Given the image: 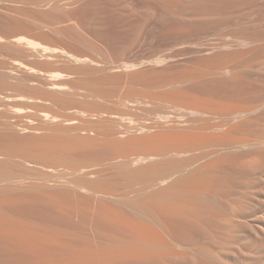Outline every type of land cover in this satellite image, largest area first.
Here are the masks:
<instances>
[{
  "label": "rangeland",
  "instance_id": "obj_1",
  "mask_svg": "<svg viewBox=\"0 0 264 264\" xmlns=\"http://www.w3.org/2000/svg\"><path fill=\"white\" fill-rule=\"evenodd\" d=\"M21 36L35 39L41 44L49 46L51 51H44L43 48L33 50V48L31 49L26 42H19L17 40V38ZM241 39H247L250 41V46H246V44L242 45ZM226 42L228 46H230L229 48ZM224 43L226 46L223 45ZM238 43L242 46H239L240 44ZM66 51L80 57H88L89 60L91 59L93 61L77 63L75 60L72 61L73 59H67L68 57L64 53ZM54 54H59L61 57L57 58L56 56H53ZM52 57L56 59L55 62L57 61V63H53L54 58ZM62 58L63 60L61 61ZM46 63H49L47 64L49 66L45 65ZM126 63H128V65ZM25 64L29 67L35 68H28L24 66ZM130 65H133V67ZM41 71H45L46 74ZM50 71L63 72L61 76L62 78L60 77V79L57 80H50V78L46 76L47 73H51ZM51 82H63L68 85L70 88L69 91L73 92L65 94V91L63 93L61 90L58 91L57 89L51 88ZM174 82L178 84H175ZM182 82H184V85ZM183 86L185 88H183ZM170 88H172L173 91L172 89L170 90ZM178 88H182L181 91ZM177 89L180 93L175 91ZM189 92L191 93L190 96L195 94L199 95V99H197V95L196 97L193 96L191 98L192 100L190 99L191 103L195 100L193 98H196L194 101L195 104L198 101L202 104L210 101V104L207 105L209 109H207V113H209L212 108L216 109V112L215 110H212L209 115L206 114L204 115L205 117H200L202 120H205V122H202L200 119V124L202 123L203 126V128L199 130L201 136H198L200 133L197 135L200 144L206 139L203 134L205 137H211V134L215 133V131L212 129L208 130V128L222 120L224 122L226 120L227 122L229 118L227 112H230V110L226 111L227 108L229 107L228 109L233 110L236 106L239 108L247 107V109H254L255 113L251 112V117H249L250 115L248 114V117L246 116L242 119L243 121L240 120L241 122L238 120L240 125H238L237 121H235L234 124H232L233 122L230 123L235 125L237 129L239 128L238 131L236 128L232 129L235 133L229 132V134L232 133L230 136L237 139L259 140L260 138L261 140H264V0H0V154L1 156L4 154L2 158L0 156V174L4 173L14 177H23L25 181L30 180L31 182L29 181V183L34 184H31L28 188L24 187L25 185L20 186V189L18 186L15 188V185L14 188L12 185L2 188L8 189L9 191H5L9 194H6L4 190H0V195L2 194L0 196V200H2V203H0V212L1 215H3V217L0 215V224L1 221H4V223L6 222L7 224H5L6 226H4V223L3 225H0V264H132L129 262L131 261L129 258H131V255L136 251L138 253L141 251L140 255L142 254V256L140 257L143 258V261V254L145 255L147 252L151 255H155L154 257H157L159 254L162 255L160 257L158 256V259H160L159 264L161 263V260V264H169V261L170 263L172 261L173 264H264V251H262L264 250V238L261 240L262 237H264V230H262L264 229V188H262L264 187V145L259 146V148L257 146V149H253L252 146H245L244 148L243 146H237L239 149L238 151L235 149L237 147H234V149L231 148V150L226 151L225 153L222 150L223 147L220 146L222 145L220 141L223 140L224 142L222 141V143H227L231 137L230 139H227V136L229 135L225 134L226 137H223L225 135H221L222 137H220L219 134L216 138L215 133L214 138L212 137L213 139L210 138V141L207 140L206 142L205 140L204 143H202L204 144L203 146H205L204 148L199 144L195 149L194 155V150L192 151L193 153L191 154L193 156H189L194 162L191 160L189 161L193 163L194 166H191L192 168L190 169L194 170L192 173L194 172L195 174L193 173L194 175L190 176L189 173L191 170L188 167V171H190H185L186 173H184L183 176L189 178H181V180H183H180V182H182L181 185L184 181L186 184L189 182V184H191V181L193 180H190L191 177L194 178V180L197 179L195 182L193 180L192 185H197V181L199 183L200 181L201 183H204L205 180L202 179V175L204 174L206 176L208 168L205 169L206 171L200 169L206 164L207 160H209V162H215L213 167L216 164L218 165L214 167L215 170L216 167L218 169L220 166L221 168L229 169V171H225L226 173L222 175L220 171L218 172L214 169L211 170L213 167H210V175L204 178L206 181L208 180V182L204 184H209V186L207 185L209 189L213 187L212 189L214 191L210 190L211 192H215L216 195V190L220 191H218L219 194L217 193L218 195L216 196L212 193V195L215 196H213L215 198L214 200H216L211 202L213 204L212 206H214L215 203L214 207L205 203L209 208L207 209L206 207L204 211V206L202 205V212L205 214L208 211V215L202 218L205 222V225L203 224L205 230H203L204 228L200 229L202 231L196 230V232H198L196 233L192 231L195 229L191 230V228L188 227H181L180 230L183 228L182 231L178 232H175L176 229H174V235L179 232H183L184 234V231L185 234L190 230L191 232L187 234L188 237L184 234L186 239L184 240V243L176 244L172 241V244L168 243L167 245H161L163 248H161L160 245L151 244L148 246L145 244V246L143 243L133 244L134 236L132 235V232L131 235H129L130 232L123 231L124 229L120 230V228L116 226H114L116 229H107L109 227L105 228V224H100L102 223L100 222L101 217H98L100 216L99 214L101 210L99 211V216L96 215V212H98L96 210H99V208L103 209L105 202L113 203L108 205L105 204L109 209L112 207L113 211H117L116 209L120 208L121 212H124V215L128 213L127 215L130 217L132 214L129 213L130 211L128 212L129 209L126 206H122L119 202L118 204L117 202L108 199L106 201L101 199L99 203L97 199H94L93 197L90 198L89 195L87 197L85 194L75 192L70 188H68L69 190L66 188L64 189L61 185H56V183L53 182L55 177L51 176L53 172L49 168L50 166L52 167V165L57 167L55 169L52 167L56 174L58 169L65 173H71L73 171L72 169L81 168L83 165L95 164L93 168L90 167L89 170L91 168L96 169L97 166L99 169L103 167L101 173H103L102 175L104 178L100 177L96 181L97 183L92 181V179L87 178V180L89 179L88 182H93V184L96 183V185L100 184L101 187H107L109 185L108 187L116 190H119L118 188L121 187L120 189L122 190L118 192L122 193L125 189V186L120 184V182L123 183V177L119 174L117 175V170H114L116 168L109 165L111 163H109L110 158H108L110 155H108V151H105V149H108V145L104 138V134L99 133V136H102L106 142H104L102 137L101 139L98 137V139L91 143H95V141L98 142L90 148V141L88 142L89 144L86 143L85 145L83 141H81L80 144V140L75 139V136L77 137L79 134L77 133L75 135L76 130L74 131V134L71 133L72 130H74L72 129L74 127H71V125L69 127V124L66 123L65 119L68 117L76 119L81 118V112L77 113V111L85 112V114L89 112L87 113V118L79 124L80 128H86L87 125H89L87 128L98 127V131H101L102 133L112 123H110L109 120H106L109 118L104 119L106 120L104 122V116L102 117L101 115V117H98L97 113L99 111L103 114L104 112L109 111L113 113L125 112L127 116L129 115L128 117H132V120H137L136 122H151V120L155 119L156 116L158 117L160 113H164L165 109L166 112H173L177 108H181L179 107V103H183L182 105H184V103L185 105L186 103H190V96L184 95L185 93L190 94ZM206 98L210 100L208 101ZM123 99H127L128 101L126 102L132 100L130 102L133 107L131 108L129 106L130 108L127 107L128 109H122L123 107H126L123 105L124 101H120ZM134 100H138V102L142 100V102L138 104V102L136 103ZM143 101L145 103L147 102L148 105L146 104L145 106ZM130 102L129 104H131ZM142 103L144 105H142ZM172 104L173 107L170 106ZM137 105L139 106L137 107ZM210 106L211 108H209ZM168 107L170 110L167 109ZM219 108L222 109V111H220L221 113L218 112ZM124 110H129V112ZM224 110L226 112H224ZM157 111L160 113L156 114ZM101 113L99 112V114ZM44 114H48L49 117H45ZM90 114H92V116H95L96 114L98 117L95 116V119L92 117L95 124L92 121L91 123H88V119L89 121L92 120ZM152 114L156 115L153 116ZM220 114H223L222 116L226 119ZM104 115L105 117L109 116L106 114ZM209 116H211V118ZM51 117L55 118V120ZM218 117L219 120L217 119ZM47 119H53V122L49 123L51 120L47 121ZM63 119L64 121H62ZM100 119L103 121L100 122ZM209 120H212V122H208ZM223 121L219 123H224ZM204 123H207L208 125L209 123H212V125H209L208 127L206 124L207 128ZM235 123H237L238 127ZM244 123L247 124L243 126ZM57 125L62 127L61 130L58 129ZM105 125L108 126L104 128ZM110 126L114 128V125ZM33 127H35V129L37 127L38 129L32 131L34 130ZM102 127L103 129H101ZM240 127L242 128L240 129ZM62 130H64V132ZM210 130L212 131L210 132ZM56 138L62 140L63 143L61 141L59 142ZM73 138L77 141L76 144ZM102 139L104 144L106 143V147H104L105 145L101 142ZM215 139L217 141L219 140V142H217L218 146L215 145L216 143H213L216 141ZM69 140L72 141L70 142ZM51 142H56V144L59 143V145ZM99 142L102 145L99 144ZM208 142H211L209 143L211 145L210 147L208 145L207 148ZM63 144H66L65 146L69 144L72 145L65 148ZM82 144L83 146L88 145L89 147H83L81 146ZM144 144H147L146 146H148V148L151 146L150 150H153L152 148L155 147L154 144H148L145 142ZM144 144H140L138 147V144L131 145L132 147L130 146V148L128 146L129 148L127 149L129 153L131 151L135 152L140 147V150L144 148L147 149ZM95 145L97 146V152ZM52 147L53 149H51ZM92 147H94L95 151L92 150ZM99 147H101L100 150ZM255 147L256 146H254V148ZM57 148V152H54ZM241 148H243V150ZM88 149H90V152L92 150L94 153L88 152ZM72 150H74V153ZM76 150L78 151L75 153ZM98 150L101 153H99ZM212 150L223 151L220 156L223 155L221 157L219 156V159H216L218 155L208 158L210 157ZM201 151L203 152V155H201ZM68 152H70V154L66 155ZM197 152H200L197 154H200V157H196ZM207 154H209V156H207ZM103 156H106V158L104 159ZM194 156L196 159H194ZM25 158L28 159L29 162H26L27 160ZM197 159L199 160V163ZM100 161L105 162V164ZM202 162H205V164ZM97 163L98 165H96ZM194 163L198 164V167L202 163V166L199 167V171H201L200 175L199 173H196L198 168H195L196 170L193 169L194 167H197ZM46 165H49V167ZM107 166H109V168L111 167L110 171ZM104 168L107 169V172ZM61 171H58V173ZM204 172H206V174ZM54 173L53 175H55ZM109 173L111 174L108 175ZM211 173H213L214 176L213 174L211 175ZM69 174L67 177L70 176ZM176 175L181 176L182 174L180 175L177 173ZM110 176L112 179H110ZM70 177H72V175ZM46 178H50L52 181L50 182ZM44 180L46 182L49 181L48 183L51 185L48 183L45 184ZM257 180L260 181L258 182ZM39 182L43 185L38 184ZM199 183L197 186L200 189L203 186L199 185ZM257 183L260 184L258 185ZM40 185L42 188H39ZM122 186L124 187L122 188ZM30 187L33 188L31 189ZM258 187H261L260 193ZM244 188L246 191H242ZM253 188L258 191L256 192ZM250 189H252V191ZM70 190L73 193H70L72 198L74 196L73 199L69 197V193H66L67 191L70 192ZM10 191L14 193L12 194ZM244 192H246V195ZM255 198H257V200ZM74 199H76V201ZM93 199L96 201H93ZM77 200H79V202ZM188 200L190 201V199ZM191 200L194 202L195 199L191 197ZM82 201L85 202V204H82ZM200 201L202 200L200 199ZM204 202L205 201L202 203ZM78 204L82 206H78ZM114 205L116 206L113 208ZM107 206H105V208ZM1 207L3 209H1ZM83 207L84 209H82ZM253 207H255L256 210H254ZM108 208L107 210H109ZM245 208L247 210H245ZM78 210H82V212H80L81 214ZM119 210L117 212L121 213ZM90 211L93 212L91 213ZM83 212L85 213L84 215ZM202 212L200 213L204 216ZM8 213L9 215L7 217ZM260 215H262V217ZM12 216L14 219L11 218ZM64 216L67 219H65ZM78 216L81 217L79 218ZM236 216L241 217V221L238 220V217ZM134 217L136 216H131V218ZM18 218L24 220L22 222L19 219L22 224L20 221L15 224V221H17ZM81 218L82 220L80 221ZM252 218H254L253 221ZM77 219H79L78 221L80 223L77 222ZM102 219L104 220V217ZM256 219L258 222L262 221L263 224L261 223L259 225L258 222L255 221ZM94 220L97 222V226L92 227L91 222H94ZM225 220L229 225L225 224ZM242 220L243 222H248L247 224L249 227L252 230L255 228V230L252 231L248 225L243 226L246 225V223L242 224ZM11 221H13V224L10 223ZM216 221L218 222L217 224ZM254 221L256 223H253ZM24 222L25 225L27 223V226H24ZM28 222H31V224L29 225ZM8 223L11 226L16 225L15 227L13 226V228L18 227L19 230L24 226L25 229L24 227L23 229L27 231V234L31 235L32 233L36 236L38 233V236L36 237H42V239L38 238L40 240L39 243L33 240L34 238L32 239L33 242L35 241L34 243L24 239L26 242L24 243L22 242L24 240H21V236L19 235L20 237L18 238L17 234L13 232V230L17 229H13L10 226L12 232L9 231L10 229L8 228L10 227H7L9 226ZM32 223L34 226L37 225L36 227H38V224L39 226L42 225L43 228L45 226L46 229L41 228L42 226H40L41 229L39 227H31ZM76 223H78V225H76ZM103 225L105 226L103 227ZM1 226H4L8 230H5L4 227L1 228ZM242 226L246 228L248 227L249 229L247 230L245 228L246 231ZM251 226H253V228ZM259 226H261L262 229L259 228ZM29 227L31 228L29 229ZM234 227L238 230L234 229ZM92 229H94V231L97 230V235ZM240 229H242V231ZM32 230L36 231L34 232ZM256 230L260 233L255 232ZM40 231L42 235H40ZM1 232L7 234H1ZM108 232H110V235ZM113 232L116 235H111ZM124 232L126 233V236ZM183 234L181 233L180 236L182 237ZM103 235L108 237V240L104 238L105 236ZM10 236L11 238L14 237L12 238L13 240L9 238ZM113 236H116V239H119L118 237H120L121 240L128 239L130 242L128 240L126 243L125 241H117ZM177 236L179 235L177 234ZM47 237L50 238L46 240ZM110 237L111 240H109ZM229 238H232L233 240H230ZM179 239L181 240V238ZM11 240L14 243H12ZM32 240L30 239V241ZM103 240L108 242L105 243ZM41 241L43 242L41 243ZM109 241L111 242L109 243ZM186 241H188V243ZM229 243L230 245L233 243L236 244H233L235 246L232 245L233 248L232 246H228ZM178 244L179 246L181 244L182 247L180 248ZM143 245L145 247L148 246V248L145 249ZM239 246L242 247L241 249H245L240 251ZM138 248L141 249L139 250ZM149 248L152 249L150 250L151 252H149ZM165 248L166 250L164 251ZM158 249H160V253L156 252ZM144 250L147 251L145 252ZM231 251H234L233 255ZM243 251L246 255L245 253H242ZM256 251L259 252L257 253ZM173 252L174 255H172ZM167 253L169 257H167ZM175 253H179L176 256L180 255L182 257L178 256L175 258ZM215 253L217 256L220 255L221 257L219 256L220 258L217 259ZM234 253L237 255L235 256ZM260 253L262 254L259 256ZM116 255H120L119 258H117ZM213 255L216 258L213 257ZM125 257H128V259L126 258V260ZM100 258L102 259L101 261L99 260ZM113 258L118 260L115 261ZM122 259L124 260L122 261ZM258 259L259 261L257 262ZM153 260L156 261L157 259L153 258ZM83 261L88 262L82 263ZM141 261L142 260H140V262ZM151 263L153 264L154 262ZM141 264L146 263L142 262Z\"/></svg>",
  "mask_w": 264,
  "mask_h": 264
},
{
  "label": "bare ground",
  "instance_id": "obj_2",
  "mask_svg": "<svg viewBox=\"0 0 264 264\" xmlns=\"http://www.w3.org/2000/svg\"><path fill=\"white\" fill-rule=\"evenodd\" d=\"M2 37V36H1ZM2 39V38H1ZM4 39V38H3ZM17 40L19 41V42H26L27 43V45L29 46V47H31V49L33 48V50L34 49H38L39 50V48H43V50L44 51H51V48L49 47V46H46V45H43V44H41L39 41H36L35 39H31V38H28V37H26V36H21V37H19V38H17ZM16 40V41H17ZM242 41V45H245L246 44V46H250V41H248L247 39H241ZM25 43V44H26ZM22 44V43H21ZM226 44H227V42H226ZM238 44H240V43H238ZM239 45V46H242V45ZM223 45H225V43L223 44ZM222 45V46H223ZM226 46V45H225ZM225 46H223V47H225ZM227 46H228V44H227ZM230 46H228V48H229ZM41 50V49H40ZM63 51V50H62ZM59 52V51H58ZM57 52V53H58ZM65 53V55L68 57L67 59H73L72 61H74L75 60V62L77 61V63H79V62H88V61H93V60H89V58L88 57H80V56H77V55H75V54H73V53H70V52H64ZM43 54V53H42ZM53 56H56L57 58L58 57H61V55H59V54H54ZM44 57V56H43ZM52 58H54V57H52ZM66 58V57H65ZM50 59V58H49ZM53 60V59H52ZM55 58H54V62L53 63H57V61L55 62ZM63 60V58L61 59V61ZM158 60V59H157ZM160 60V59H159ZM163 60V59H162ZM59 61H60V59H59ZM51 62V61H50ZM163 62V61H162ZM158 63H160V62H158ZM47 64H49V63H46L45 65H47ZM51 64H52V62H51ZM127 65H128V63H126ZM162 64V63H161ZM53 65V64H52ZM55 65V64H54ZM126 65V66H127ZM24 66H26V67H28V68H32V69H34L35 67H29L28 65H24ZM47 66H49V65H47ZM124 66H125V64H124ZM131 66V65H130ZM131 67H133V65L131 66ZM130 67V68H131ZM27 68V69H28ZM113 68V67H112ZM117 68V67H116ZM125 68V67H124ZM119 69H121V68H119ZM123 69V68H122ZM127 69H129V68H127ZM126 69V70H127ZM40 70H42V69H40ZM39 71V70H38ZM32 72V71H31ZM37 72V71H36ZM41 72H45V71H41ZM51 73H47V77H49L50 78V80H57V79H60V77L62 76V73L63 72H56V71H54V72H52V71H50ZM41 74V73H40ZM45 74H46V72H45ZM66 75V74H65ZM64 76V75H63ZM62 78V77H61ZM175 83V82H174ZM180 83V82H179ZM184 82H182V84H183ZM175 84H178V83H175ZM184 85V84H183ZM50 86H51V88H54V89H57L58 91H60L61 90V92L63 91V93H64V91H65V94H68V93H72V92H70L69 90H70V88L68 87V85H66L65 83H63V82H51L50 83ZM168 86V85H167ZM171 86H173V85H171ZM171 86H169V87H171ZM177 86V85H176ZM176 86H174V87H176ZM180 86H181V84H180ZM178 87V86H177ZM182 87V86H181ZM166 88V87H165ZM183 88H185L184 86H183ZM172 88H170V90H171ZM179 89V88H178ZM178 89L177 90H175V91H177V92H179L178 91ZM182 89V88H181ZM181 89H179L180 91H181ZM69 92H68V91ZM166 90H168V89H166ZM66 91H67V93H66ZM172 91H173V89H172ZM190 91V90H189ZM191 92H193V91H191ZM75 93V92H74ZM77 93V92H76ZM180 93V92H179ZM178 93V94H179ZM190 93V92H189ZM197 93V92H196ZM71 95V94H70ZM76 95H78V94H76ZM184 95H191V93L190 94H184ZM196 95L197 94H195V95H193V96H195L196 97ZM68 96V95H67ZM87 96V95H86ZM86 96H84V97H86ZM189 96H188V98H189ZM193 96H190V98H189V102H190V99L193 97ZM198 96L199 95H197V99H199L198 98ZM204 96H206V95H204ZM72 97H73V95H72ZM75 97V96H74ZM185 97V96H184ZM200 97H201V95H200ZM176 99V98H175ZM174 99V100H175ZM193 99H195L196 100V98H193ZM202 99H203V97H202ZM139 100V99H138ZM138 100H134V102H138ZM192 100V99H191ZM195 100H193L192 101V103L190 102V103H186V105H185V103H184V105H182L183 103H179L180 105H179V107H181V108H177L176 110H174L173 112H171V111H169V112H166V109H165V112L164 113H160V112H158L157 111V113L156 114H158V113H160V115H158V117L156 116V118L155 119H153V120H151V122L149 121V122H136L135 120H132L131 118V116L130 117H128L126 114H125V112L124 113H122V112H120V113H113V112H104V114H106V115H109L108 117H105V115L103 114V113H101V111H99L101 114H99V112L97 113V116L99 117H101V115H102V117H103V120L104 119H106V118H109V119H106V120H109L110 121V123H112V124H110V125H114V128H112L110 125H109V127L107 128V129H105V131L104 132H102L101 133V131L99 132L98 131V127H96V128H87L89 125H85L86 126V128H80V123L84 120V119H86L87 118V113H89V112H87L86 114H85V112H82V111H77V113H80L79 115L81 116V118H79V119H76V118H70V117H68V118H66L65 119V121H66V123L67 124H69V127H70V125H71V127H74V128H72V129H74V130H72V132L71 133H75L74 131L76 130V133H75V135L78 133L79 135L76 137L75 135V139L77 140H80V144H81V141H83V143H85V145H86V143H88L89 141V143H91V142H93L94 140H96V139H98V137L101 139V137L99 136V133L100 134H104V138L106 139V141H107V148L108 149H105V151H108L109 152V154L108 155H110L108 158H110V160H109V165L111 166V167H114V168H116V169H114V170H117L116 172H118V173H116L114 170V172L118 175H120L121 177H123V183H121L120 182V184H122V185H124V186H122V188L124 187L125 189L122 191V193L120 192H118V191H121L122 189H120V188H118V187H116V188H118L119 190H116V189H111L110 187H108L109 185H108V183H107V187H101L100 186V184H97L96 185V181L100 178V177H103V173H101L102 172V170H103V167L101 168V169H99L98 168V166H97V168L95 169H92L93 168V166L95 165V164H90V165H83L81 168H77V169H72L71 171V173L69 174V173H65V172H62L60 169H58V171H61V172H59L58 173V171H57V173L55 174L54 173V171H53V168L55 169V168H57V167H54L53 165H52V167L50 166L49 167V165L47 166V167H49L50 168V170L55 174V175H53V173H52V175L51 174H49V175H51L52 177H55L54 179H53V182L54 183H56V185L58 184V185H61L62 186V188H66V189H68V188H70V189H72V190H74L75 192H80L81 194H85V196H87L88 197V195L90 196V198L91 197H93L94 199H97V201H99V203H100V201H101V199L103 200H112L113 202H119L120 203V205L122 204V206L124 205V206H126L129 210H128V212L129 213H131L132 215H134V216H136V217H134V218H131V216L129 217L126 213V215H124L123 213L124 212H121V209L119 210V209H116L117 211L119 210L121 213H119V212H117V211H113V209H112V207H110V205H109V207H110V209H111V211H110V209L108 208V204H113V203H111V202H109V203H104V207H103V209H101V208H99V210L97 209L96 211H98V212H96L95 214L97 215V216H99L98 218H100L101 217V219L104 217V220L102 219H100V222H102V223H100L101 225L102 224H105V225H103V227L105 226V228L106 227H109V228H107V229H110V228H113V229H116V228H114V226H116V227H118V228H120V230L121 229H124L123 231H128V233H129V235H131V232H132V235L134 236V243L133 244H136V243H143L144 245L146 244V245H148V246H150L151 244L152 245H167L168 243H184V240H186L185 239V237H184V234H185V229L183 230L184 231V234H183V232H181L183 235H182V237L184 238H182L180 235H181V233L179 234V233H176V235H174V229H176L175 230V232L177 231H182V229L180 230V228L181 227H188V228H191V230L192 229H195V230H192V231H194V232H196V230H198V231H202V230H200V229H203L205 226V222H204V220L202 219V218H204V217H206L207 215H208V211H207V213H205L204 214V212H202V210H203V207H202V205L204 206V211H205V208L207 207V209L209 208L208 206H206V204L205 203H207V205H209V206H212L213 204L211 203V202H213V201H216V200H214L215 198V196L216 195H218L219 194V192L216 190V195H215V192L213 193V192H211V191H214L212 188L211 189H209L208 188V186H209V184H207V185H205L204 183H207L208 182V180L206 181V179H204L206 176H209L210 174H209V170L213 167V164L215 163L214 161L213 162H209V160H207V162H209V163H207L206 162V164H205V162H202L203 164H205V165H203L202 166V163L200 164V166L199 167H201V169L198 167V164H195V166L197 165V167H194L193 169H195V168H198L197 170L199 171V169L200 170H202L203 169V171L205 170V169H207L208 171V175L206 174V172H204L205 174H206V176L203 174L202 176V179L203 180H205V182L204 183H201V181H200V183L197 181V185H198V183H199V185H202L203 187L202 188H200L199 189V187L197 186V185H192V183H193V180H194V178H192L191 177V179L190 180H192L191 181V184H189L190 182V180L188 181L189 183H187L186 184V182L184 181V185L182 184L181 185V183L182 182H180V180H181V178L182 179H184V178H186L185 176H183V174L184 173H186L185 171H188V167H189V169L190 168H192L191 166H194L193 165V163H191L189 160H193V159H190V156L189 155H192L191 153H193L192 151L194 150V153H193V155L195 154V149L198 147V145L200 144V140L198 139L200 136H201V133H200V131L199 130H201V128H203V126H202V123L200 124V121L202 120L200 117L201 116H204V115H206V114H208L209 115V113L212 111V110H215V112H216V109L214 108H212L211 109V111L209 112V113H207V111L209 110L208 109V106L207 105H209L210 103V99L208 100L207 98H206V100H208L209 102L208 103H205V104H202V103H200L199 101V104H198V102L195 104ZM205 100V99H204ZM205 100V101H206ZM121 102H123V105L124 106H126L125 108L123 107L122 109H128L127 107H133V106H131L132 105V103L130 102V101H132V100H130L129 102L131 103V104H129V102H126V101H128L127 99H123V100H120ZM200 101H201V99H200ZM142 102V100L140 101V102H138V104L139 103H141ZM188 102V101H187ZM136 103H134V104H136ZM143 103L145 104V106H146V104L148 105V103L146 102H144L143 101ZM142 103V105H144ZM173 103V102H172ZM174 103H175V101H174ZM133 104V105H134ZM141 105V104H140ZM163 105H165V104H163ZM118 106V105H117ZM139 105H137V107H138ZM161 106V105H160ZM160 106H159V108H160ZM168 106V105H167ZM170 106H172L173 107V104L172 105H170ZM118 107H120V106H118ZM129 107V108H130ZM162 107V106H161ZM171 107V108H172ZM176 107H177V102H176ZM235 107V106H234ZM233 107V108H234ZM241 107V106H240ZM145 108V107H144ZM209 108H211V106L209 107ZM223 108V107H222ZM229 108V107H228ZM227 108V110H226V108H225V110L226 111H229L230 110V112L228 113L227 112V114H228V116H229V118H228V116H227V118H228V120H227V122H226V120H225V122L222 120V119H220V120H222L224 123H219V122H222V121H219V122H215L216 124L214 125L213 124V126H211L212 125V123L210 124L209 123V125L211 126V127H209V125L207 124V126L209 127H207L206 126V124L204 123V125H205V127H207L208 128V130L209 129H212L213 131H215V133H216V135H215V137L217 138L218 137V135L220 136V137H222L221 135H229V136H227L228 138L227 139H230V135L232 134V133H230L229 134V132H234V131H232V129H234V128H236L235 127V125H232V124H234V122L235 121H237V123H238V125H240L239 124V122H238V120L240 121H243L242 119L244 118V117H248V114L250 115L249 117H251V112H254L255 113V110L254 109H251L250 107V109H247V107H244V108H239V107H237L236 106V108H234L233 110L232 109H228ZM135 109V108H134ZM141 109V108H140ZM140 109H138V110H140ZM164 109V108H163ZM167 109H169L170 110V108L168 107ZM208 109V110H207ZM224 109V108H223ZM130 110H133V109H130ZM141 110H143V109H141ZM140 110V111H141ZM154 110H155V108H154ZM156 110H157V108H156ZM162 110V109H161ZM224 110V112H226ZM123 111V110H122ZM124 111H126V110H124ZM160 111V110H159ZM217 111H218V109H217ZM220 111H222V109H220L219 108V111L218 112H220ZM126 112H129V110L128 111H126ZM154 113V112H153ZM214 113V112H213ZM212 113V114H213ZM221 113V112H220ZM251 113V114H250ZM28 114L30 115V113L28 112ZM28 114L26 113V115L28 116ZM93 114V113H92ZM92 114H90V118L92 119V120H90L89 121V119L87 120L88 121V123H91V121L92 122H94V120H93V118L92 117H94V119L97 117L96 116V114H95V116H92ZM99 114V115H98ZM156 114H154V115H156ZM216 114V113H215ZM224 114V113H223ZM222 114V115H223ZM45 115V114H44ZM153 115V114H152ZM151 115V116H152ZM153 115V116H154ZM211 115V114H210ZM214 115V114H213ZM221 115V114H220ZM221 115V116H222ZM46 116H48L49 117V115L48 114H46L45 115V117ZM52 116V115H51ZM226 116V115H225ZM97 117V118H98ZM205 117V116H204ZM210 118H211V116H209ZM222 117H224V116H222ZM51 118H53V117H51ZM154 118V117H153ZM203 118V117H202ZM206 118H208V117H206ZM205 118V119H206ZM213 118V117H212ZM225 118V117H224ZM54 120H55V118H53ZM53 119H47V121L48 120H51V122H49V123H52L53 121ZM57 119H58V117H57ZM150 119H152V118H150ZM201 119V120H200ZM218 120H219V117L217 118ZM226 119V118H225ZM250 119V118H249ZM103 120H101L100 119V122L101 121H103ZM106 120H104V122L106 121ZM147 120V119H146ZM206 120H208V119H206ZM245 120V119H244ZM254 120V119H253ZM56 121H58V120H56ZM62 121H64V119L62 120ZM96 121V120H95ZM108 121V122H109ZM139 121V120H138ZM141 121V120H140ZM205 122V120H202V122ZM240 121V122H241ZM99 122V123H100ZM208 122H212V120L210 121H208ZM214 122V121H213ZM233 122V123H232ZM247 122V121H246ZM65 123V122H64ZM87 123V124H88ZM230 123H232V124H230ZM237 123H235L236 125H237ZM243 123V122H242ZM247 123H249V122H247ZM247 123H244L243 124V126L245 125V124H247ZM28 124H30V123H28ZM55 124V123H54ZM58 124V123H57ZM62 124V123H61ZM94 124H95V122H94ZM103 124V123H102ZM32 125V124H31ZM63 125V124H62ZM65 125V124H64ZM238 125H237V127H238ZM242 125V124H241ZM34 126V125H33ZM58 126V125H57ZM106 126H108V125H105V127L104 128H106ZM27 127H29V126H27ZM60 126H58V129H60L61 130V128L62 127H60ZM63 127H65V126H63ZM95 127V126H94ZM34 128V130H32V131H35L36 129H38L37 127H36V129H35V127H33ZM66 128V127H65ZM242 127H240V129H241ZM67 129H68V127H67ZM70 129V128H69ZM101 129H103V127L101 128ZM237 129V128H236ZM212 130H210V132L212 131ZM239 130V128L237 129V131ZM63 132H64V130H62ZM69 131V130H68ZM103 131V130H102ZM207 131V130H206ZM218 133H217V132ZM236 131V130H235ZM65 132H67V131H65ZM198 132V133H197ZM69 133V132H68ZM200 133V135H198ZM208 133V132H207ZM213 133V132H212ZM214 133V134H215ZM228 133V134H227ZM235 133V132H234ZM206 134V133H205ZM211 134V133H210ZM214 134H211L212 136L210 137H205V135L203 134V136H204V138H206V139H204V138H201V139H204V141L206 140V142H207V140H209L210 138H214ZM199 137H198V136ZM226 135L225 136H223V137H226ZM70 137V136H69ZM72 137V136H71ZM197 137V138H196ZM233 137V136H232ZM232 137H231V139H232ZM244 137V136H243ZM103 138V137H102ZM103 138V139H104ZM212 138V139H213ZM234 138L235 137H233V139L231 140H229V141H231V142H227V141H225V142H227V143H222V141L223 140H221L220 142H221V144L222 145H220V146H222L223 148H222V150L226 153V151H229V150H231V148H233L234 149V147H237V146H240V147H242L243 146V148L245 147V146H252L253 147V149H257V146H258V148H259V146H263L264 145V140L262 139H260L259 138V140H257V139H255V140H248V139H241V138H235V140H234ZM249 138V137H248ZM57 140H59V138H56ZM56 139H55V141H56ZM61 139V138H60ZM74 138H73V140L75 141V144H76V140H75ZM103 139L101 140V142H103ZM105 139H104V142H106L105 141ZM198 139V140H197ZM223 139V138H222ZM237 139V140H236ZM251 139H254V138H251ZM216 140V139H215ZM226 140V139H225ZM62 142V140H59V142ZM64 141V140H63ZM70 141V140H69ZM72 141V140H71ZM70 141V142H71ZM204 141L202 142V143H204ZM210 141V140H209ZM66 142V141H65ZM70 142H68V143H70ZM96 142H98V141H95V143H91L90 144V148H91V146H93L94 144H96ZM104 142H103V144H104ZM143 142V143H142ZM144 142L145 143H148V144H154L155 145V147H153L152 149L153 150H150V148H151V146H149L150 148H148V146H146L147 144H144ZM205 142V143H206ZM217 142H219V140L217 141H215V142H213V143H216L215 145H217L218 146V143ZM224 142V141H223ZM51 143H54V142H51ZM63 143V142H62ZM79 143V142H78ZM88 143V144H89ZM144 144L146 147H147V149H141L140 150V148L139 149H137L134 153L132 152H130L129 153V151H128V149L127 148H129L131 145H137V147L140 145V144ZM200 144V145H202L201 147H205V146H203L204 144ZM209 143H211V142H208L207 143V148H208V145H209V147H210V145L211 144H209ZM54 144H56V142L54 143ZM53 144V145H54ZM58 145H59V143H57ZM56 144V145H57ZM67 144V143H66ZM66 144H63L64 146L66 145ZM79 144V145H80ZM99 144H101L100 142H99ZM106 144V143H105ZM104 144V145H105ZM52 145V144H51ZM55 145V146H56ZM61 145V144H60ZM62 145V146H63ZM70 145H72V144H69V145H67L68 147L70 146ZM102 145V144H101ZM153 145V146H154ZM156 145H158V146H156ZM206 145V144H205ZM213 145V144H212ZM55 146H53V147H55ZM62 146H61V148H62ZM67 146H65V148L67 147ZM81 146H83V144L81 145ZM88 146V145H87ZM87 146H83V147H87ZM96 146V145H95ZM129 146V147H128ZM254 146H256L255 148H254ZM51 147V146H50ZM53 147L51 148V149H53ZM57 147H59V146H57ZM89 147V146H88ZM104 147H106V145L104 146ZM132 147V146H131ZM130 147V148H131ZM239 147V148H240ZM252 147H251V149H252ZM77 148V147H76ZM75 148V149H76ZM135 148H136V146H135ZM155 148V149H154ZM206 148V149H207ZM221 148V147H220ZM219 148V149H220ZM243 148H241L242 150H243ZM264 148V147H263ZM72 149H73V146H72ZM79 149H81V148H79ZM84 149H86V148H84ZM84 149H82V150H84ZM101 149V147H99V150ZM104 149H102V150H104ZM205 149V150H206ZM210 149V148H209ZM235 149H237L236 151H238L239 149H238V147L237 148H235ZM240 149V150H241ZM247 149V148H246ZM248 149H249V147H248ZM57 150H58V148L56 149V151L54 150V152H57ZM63 150V149H62ZM66 150V149H65ZM70 150V149H69ZM68 150V151H69ZM92 150H94V147H92ZM91 150V152H90V149H88V152H90V153H94L93 151ZM98 150V151H99ZM101 150V151H102ZM140 150V151H139ZM200 150H202V149H200ZM221 150V149H220ZM215 151V150H212L211 151V153H210V157H208V158H211V156H214V155H218L217 157H216V159L218 158L219 159V156H220V154L223 152V151ZM260 150V149H259ZM261 150H263V149H261ZM73 151V153H74V150H72ZM72 151H70V152H72ZM78 150H76L75 151V153L77 152ZM85 151V150H84ZM95 151V150H94ZM198 151H199V148H198ZM203 151V150H202ZM201 151V155H203V152ZM215 151V152H214ZM251 151V150H250ZM53 152V151H52ZM70 152H68L66 155H68V154H70ZM87 152V151H86ZM87 152V153H88ZM96 152H97V146H96ZM95 152V153H96ZM249 152V151H248ZM254 152V151H253ZM1 153V152H0ZM59 153V152H58ZM79 153V152H78ZM99 153H101L100 151H99ZM103 153V152H102ZM105 153V152H104ZM198 153H200V152H197L196 153V155L198 154ZM250 153V152H249ZM3 154V153H2ZM72 154V153H71ZM4 155V154H3ZM2 155V156H3ZM6 155V154H5ZM100 155V154H99ZM104 155V154H103ZM107 155V156H108ZM192 155V156H193ZM195 155V156H196ZM200 154L199 155H197L196 157H200L201 156ZM223 155V154H222ZM221 155V156H222ZM0 156H1V154H0ZM2 156H1V158H2ZM8 156V155H7ZM70 156V155H69ZM191 156V157H192ZM194 156V157H195ZM206 156V155H205ZM207 156H209V154H207ZM220 156V157H221ZM196 157L194 158V159H196ZM8 158V157H7ZM10 158V157H9ZM97 158H98V156H97ZM103 158L105 159L106 158V156L104 157L103 156ZM108 158H107V160H108ZM11 159V158H10ZM26 159V158H25ZM99 159V158H98ZM100 159H102V158H100ZM199 159H202V158H199ZM205 159H207V158H205ZM2 160V159H1ZM7 160V159H6ZM5 160V161H6ZM27 160V161H26ZM25 161L26 162H29L28 161V159H26ZM4 161V160H3ZM24 161V160H23ZM106 161V160H105ZM197 161H198V163H199V160L197 159ZM200 161H202V160H200ZM206 161V160H205ZM22 162V161H21ZM26 162H24V163H26ZM101 162V161H100ZM99 162V163H100ZM108 162V161H107ZM192 162H194V161H192ZM195 162H196V160H195ZM2 163V162H1ZM24 163H22V164H24ZM101 163H104L105 164V162H101ZM218 163V162H217ZM108 164V163H107ZM96 165H98V163L96 164ZM217 165V164H216ZM216 165H214V167L216 166ZM45 166V167H46ZM100 166V165H99ZM218 166V165H217ZM90 167H92L90 170H89V168ZM101 167V166H100ZM108 168H109V166H107ZM111 167L109 168V171H110V169H111ZM211 167V168H210ZM212 168L211 170H215V168ZM49 168H47V169H49ZM221 167L219 166V168L217 169V167H216V170L219 172H221V174L222 175H224L226 172L225 171H229V169H224V168H221ZM105 169V168H104ZM161 169V170H160ZM163 169V170H162ZM89 170V171H88ZM106 170V172H107V169H105ZM104 170V171H105ZM191 170V172L189 173V175L191 176H193L194 174L192 173V171H194V170H192V169H190ZM189 170V171H190ZM196 170V169H195ZM211 170H210V172H211ZM215 170V171H216ZM188 171V172H189ZM196 172V173H199V175H200V173H201V171H199V172ZM206 171V170H205ZM224 172V173H223ZM105 173V172H104ZM112 173V172H111ZM111 173H109L108 175H110ZM182 174L181 176H177L176 174ZM192 173V174H191ZM228 173V172H227ZM72 175V177H70V176H68L67 177V175ZM105 174H107V173H105ZM104 174V175H105ZM188 174V173H187ZM213 173H211V175H212ZM220 174V175H221ZM46 175V174H45ZM47 175H48V173H47ZM102 175V176H101ZM175 175V176H174ZM195 176H197V175H195ZM194 176V177H195ZM213 176H214V174H213ZM107 177H109V176H107ZM107 177H105V178H107ZM113 177H115V176H113ZM198 177V176H197ZM201 177V176H200ZM199 177V178H200ZM216 177V176H215ZM22 178V179H21ZM41 178V177H40ZM87 178H90V179H92V181H95L96 183L95 184H93V182H88L89 181V179L87 180ZM104 178V177H103ZM116 178V177H115ZM189 177H187V179H188ZM196 178V177H195ZM47 179V178H46ZM75 179H77V180H75ZM110 179H112L111 178V176H110ZM109 179V180H110ZM186 179V180H187ZM261 179V178H260ZM42 180V179H41ZM40 180V181H41ZM47 180H49L50 182L52 181V180H50V178L49 179H47ZM197 179H195L194 180V182L196 181ZM199 180V179H198ZM30 181V180H29ZM29 181L28 180H26L25 181V179H23V177H18V176H16V177H14V176H12V175H9V174H4V173H2V174H0V190H8V189H2V188H6V187H9V186H13V188H14V185H15V188H17V186H18V188L20 189L21 187L20 186H24V187H27L28 188V186H30L32 183H29ZM45 181V180H44ZM44 181H43V183H44ZM48 181V182H49ZM101 181V180H100ZM105 181H106V179H105ZM113 181V180H112ZM112 181H110V182H112ZM181 181H183V180H181ZM258 181V180H257ZM260 181V180H259ZM258 181V182H259ZM262 181V180H261ZM31 182V181H30ZM33 182V181H32ZM48 182H46L45 181V184L46 183H48ZM99 182V181H98ZM102 182H104V181H102ZM101 182V183H102ZM36 183V182H35ZM28 184V185H27ZM37 184V183H36ZM38 184H42V183H38ZM44 184V185H45ZM48 184H50V183H48ZM111 184V183H110ZM185 184H186V186H185ZM204 184V185H203ZM258 184V183H257ZM260 184V183H259ZM258 184V185H259ZM27 185V186H26ZM32 185H34V184H32ZM43 185V184H42ZM51 185V184H50ZM53 185V184H52ZM56 185H55V187H56ZM102 185H103V183H102ZM119 185V184H118ZM188 185V186H187ZM242 185V184H241ZM48 186V185H47ZM111 186H112V184H111ZM195 186H197V187H195ZM206 186V187H205ZM246 186V185H245ZM35 187H38V186H35ZM49 187V186H48ZM11 188V187H10ZM31 189L33 188V187H30ZM39 188H42L41 187V185H40V187ZM50 188V187H49ZM60 188V187H59ZM108 188H110V189H108ZM198 188V189H197ZM259 188V187H258ZM261 188V187H260ZM260 188L258 189L259 190V193H260ZM262 188H264V187H262ZM12 189V188H11ZM218 189V188H217ZM220 189V188H219ZM254 189V188H253ZM25 190V189H24ZM27 190V189H26ZM69 190V189H68ZM211 190V191H210ZM251 191H252V189H250ZM255 191H256V189H254ZM253 190V191H254ZM257 190V191H258ZM264 190V189H263ZM9 191V190H8ZM12 191H14V190H12ZM12 191H10L12 194L14 193V192H12ZM22 191H23V189H22ZM64 191H66V190H64ZM211 192V194H210V192ZM242 191H246L245 190V188H244V190H242ZM256 191V192H257ZM3 192V191H2ZM6 192V191H5ZM24 192V191H23ZM221 192H223V191H221ZM1 193V192H0ZM10 193V194H11ZM25 193V192H24ZM66 193H69V197H71L70 196V193H72L71 192V190H70V192H66ZM212 193L215 195H212ZM218 193V194H217ZM243 193V192H242ZM245 193V195H246V192H244ZM250 193V192H249ZM263 193H264V191H263ZM262 193V194H263ZM4 194V193H3ZM6 194H9L8 192H6ZM73 194V193H72ZM71 194V195H72ZM255 194V193H254ZM2 195V194H1ZM0 195V196H1ZM25 195V194H24ZM260 195V194H259ZM5 196V195H4ZM78 196V195H77ZM214 196V197H213ZM21 197V196H20ZM76 197V196H75ZM80 197H81V195H80ZM86 197V198H87ZM191 197L193 198V199H195L194 200V202H193V200H191ZM250 197V196H249ZM249 197H248V199H249ZM253 197V196H252ZM259 197V196H258ZM22 198V197H21ZM73 198H74V196H73ZM72 197H71V199H73ZM254 198V197H253ZM1 199V198H0ZM78 199V198H77ZM93 199V201H96V200H94ZM188 199H190V201L188 200ZM200 199L202 200V201H200ZM216 199H217V197H216ZM256 200H257V198H255ZM254 199V200H255ZM3 200H4V197H3ZM75 201H76V199H74ZM219 200V199H218ZM78 202H79V200H77ZM196 201V202H195ZM203 201H205L204 203H202ZM244 201V200H243ZM250 201V200H249ZM249 201H247V202H249ZM253 201V200H252ZM251 201V202H252ZM4 202V201H3ZM108 202V201H107ZM201 202V203H200ZM219 202V201H218ZM245 202V201H244ZM246 202V203H247ZM0 203H2V200H0ZM5 203V202H4ZM77 203V202H76ZM82 204L84 203L85 204V202H81ZM103 203V202H102ZM118 203V204H119ZM209 203V204H208ZM217 203V202H216ZM250 203V202H249ZM255 203V202H254ZM260 203V202H259ZM259 203H257V204H259ZM74 204V203H73ZM96 204V203H95ZM105 204H107V205H105ZM211 204V205H210ZM253 204V203H252ZM5 205V204H4ZM3 205V206H4ZM93 205H94V203H93ZM247 205H248V203H247ZM247 205L245 204V206L247 207ZM260 205V204H259ZM1 206V205H0ZM78 206H82V205H79L78 204ZM83 206H85V205H83ZM99 206V205H98ZM105 206H107L106 208H105ZM112 206V205H111ZM116 205H114L113 206V208L115 207ZM121 206V207H122ZM214 206H215V203H214ZM214 206H212V207H214ZM253 206V205H252ZM261 206V205H260ZM260 206H259V208H260ZM72 207V206H71ZM97 207V206H96ZM102 207V206H101ZM257 207H258V205H257ZM75 208V207H74ZM95 208V207H94ZM107 208L109 209V210H107ZM254 208V210H256L255 209V207H253ZM1 209H3L2 207H1ZM4 209H5V207H4ZM68 209H70V208H68ZM67 209V210H68ZM82 209H84V207L82 208ZM91 209H92V207H91ZM90 209V210H91ZM96 209V208H95ZM71 210V209H70ZM101 210V212H100V214H99V211ZM106 210V211H105ZM245 210H247L246 208H245ZM253 210V209H252ZM251 210V211H252ZM263 210V209H262ZM1 211H3V210H1ZM71 211H73V210H71ZM76 211V210H75ZM79 211V210H78ZM77 211V212H78ZM85 211V210H84ZM87 211V210H86ZM106 212V213H103V212ZM109 211V212H108ZM6 212V211H5ZM65 212V211H64ZM74 212V211H73ZM73 212H71V213H73ZM80 212H82V210L81 211H79V213ZM91 213L93 212V211H90ZM95 212V211H94ZM200 212H202L203 214H204V216L200 213ZM245 212V211H244ZM250 212V211H249ZM76 213V212H75ZM74 213V214H75ZM79 213H77V214H79ZM87 213V212H86ZM247 213V212H246ZM251 213V212H250ZM5 214V213H4ZM81 214V213H80ZM85 213L83 212V215H84ZM88 214V213H87ZM99 214V215H98ZM245 214V213H244ZM0 215H1V212H0ZM8 215H9V213L7 214V217H8ZM65 215H67V214H65ZM68 215H70V214H68ZM92 215V214H91ZM102 215V216H101ZM240 215V214H239ZM2 217H3V215H1ZM97 216H96V218H97ZM261 217H262V215H260ZM259 216V217H260ZM69 217V216H68ZM74 217V216H73ZM79 217V216H78ZM81 217V216H80ZM79 217V218H80ZM87 217V216H86ZM214 217V216H213ZM236 217H238V216H236ZM254 217V216H253ZM260 217V218H261ZM1 218V217H0ZM11 218H13V216L11 217ZM64 218H65V216H64ZM84 218V217H83ZM93 218H95V217H93ZM92 218V219H93ZM218 218V217H217ZM240 218L241 217H238V220H240ZM255 218V217H254ZM254 218H252V221L254 220ZM260 218H258V219H260ZM14 219V218H13ZM16 219H17V217H16ZM20 218H18V220L17 221H15V224L18 222L19 223V221L21 220H19ZM65 219H67V218H65ZM69 219V218H68ZM91 219V218H90ZM206 219V218H205ZM222 219V218H221ZM245 219H248V218H245ZM28 220V219H27ZM71 220V219H70ZM75 220V219H74ZM79 219H77V222H79L78 221ZM82 220V218L80 219V221ZM213 220V219H212ZM215 220V219H214ZM249 220H251V219H249ZM264 220V219H263ZM7 221V220H6ZM22 222L24 221V220H21ZM21 221H20V223H21ZM86 221V220H85ZM89 221H91V220H89ZM104 221V222H103ZM217 221H218V219H217ZM216 221V224L218 223ZM219 221H220V219H219ZM241 221V220H240ZM246 221V220H245ZM256 222H258V220L256 219L255 220ZM253 222V223H256V222ZM8 222H9V220H8ZM26 222V221H25ZM25 222H24V226H27V223H26V225H25ZM76 222V221H75ZM96 221L94 220V222H91V226L93 227V226H97V222L95 223ZM212 222V221H211ZM221 222V221H220ZM219 222V223H220ZM225 222V224L226 225H229V223L225 220L224 221ZM224 222H222V223H224ZM242 222H243V220H242ZM260 222V221H259ZM258 222V224L260 225L261 223H262V221L259 223ZM3 223H4V221L2 222L1 221V224L3 225ZM10 223H12L13 224V221H11ZM80 223V222H79ZM82 223V222H81ZM89 223V222H88ZM221 223V224H222ZM246 222H243L242 224H245ZM248 223V222H247ZM246 223V225H243V226H247L248 224ZM264 223V222H263ZM262 223V224H263ZM0 224V225H1ZM6 224V222L4 223V226H6L5 225ZM9 224V223H8ZM22 224V223H21ZM28 224L30 225L31 224V222H28ZM35 224V223H34ZM99 224V223H98ZM204 224V225H203ZM224 224V225H225ZM236 224H238V223H236ZM236 224H235V226H236ZM76 225H78V223H76ZM86 225V224H85ZM84 225V226H85ZM112 226V227H110V226ZM240 225V224H239ZM4 226H1V228H3ZM11 225L9 224V226H7V227H10ZM13 226L15 227L16 225H12L11 227L13 228ZM17 226H18V224H17ZM23 226V227H24ZM37 226V225H36ZM36 226H34L33 225V223H32V226L31 227H34V228H40V226H42V225H40L39 226V224H38V227H36ZM82 226H83V224H82ZM81 226V227H82ZM90 226V225H89ZM100 226V225H99ZM201 226H203V227H201ZM223 226V225H222ZM242 226V227H243ZM256 226H257V224H256ZM263 226H264V224H263ZM262 226V227H263ZM11 227L10 228H8V229H10L9 231L10 232H12L11 230ZM23 227L21 228V227H19V228H21L20 230L18 229V227H16V228H13V229H17V230H13V232H15L16 234H17V236H18V238L21 236V240H29V242H33V240H35V241H37L38 243H39V239H42V237L41 238H39V237H36V236H38V233H37V235L35 236V235H33L31 232V235H29V234H27V231L26 230H24L25 229V227H24V229H23ZM31 227H29V229L31 228ZM86 227V226H85ZM88 227V226H87ZM198 227H199V229H198ZM201 227V228H200ZM248 227H249V225H248ZM246 228V227H243L244 229L246 228L247 230L250 228ZM252 228H253V226H251ZM255 227V226H254ZM258 227V226H257ZM256 227V228H257ZM41 228H43V226L41 227ZM40 228V229H41ZM48 228V227H47ZM83 228V227H82ZM117 228V229H118ZM177 228H178V230H177ZM238 228H240V227H238ZM259 228H261V226H259ZM258 228V229H259ZM4 229L6 230L7 228H5L4 227ZM7 229V230H8ZM39 229V230H40ZM43 229H46V227L44 226V228ZM43 229H42V231H43ZM54 229V228H53ZM84 229V228H83ZM98 229V228H97ZM234 229H236L235 227H234ZM245 229V230H246ZM251 229V228H250ZM262 229V228H261ZM261 229H260V232H261ZM24 230V231H23ZM28 230V229H27ZM50 230H51V228H50ZM55 230V229H54ZM93 231H94V229H92ZM191 230L190 231H188V233H190L191 232ZM203 230H205V228L203 229ZM236 230H238V229H236ZM241 231H242V229H240ZM246 230V231H247ZM252 230V229H251ZM254 230H255V228H254ZM254 230H252V231H254ZM262 230H264V229H262ZM2 231V230H1ZM26 231V232H25ZM32 231H36V230H32ZM56 231V230H55ZM97 231V230H96ZM96 231H94L95 232V234L97 233ZM114 231V230H113ZM187 231V230H186ZM28 232H29V230H28ZM46 232H48V231H46ZM45 232V233H46ZM106 232V231H105ZM111 232V231H110ZM110 232H108V234L110 233ZM122 232V231H121ZM120 232V233H121ZM237 232V231H236ZM255 232H258L257 230L255 231ZM260 232H258V233H260ZM40 233V235H42L41 234V231L39 232ZM42 233H44V232H42ZM54 233V232H53ZM125 233V232H124ZM134 233V234H133ZM187 232H186V236H187V234H188ZM193 233V232H192ZM196 233H198V232H196ZM234 233H235V231H234ZM264 233V232H263ZM1 234H7V233H2L1 232ZM11 234H13V233H11ZM10 234V235H11ZM47 234V233H46ZM49 234V233H48ZM57 234V233H56ZM101 234V233H100ZM112 234H114V232L113 233H111V235ZM177 234L179 235V236H177ZM245 234H246V232H245ZM20 235V236H19ZM50 235H52V234H50ZM49 235V236H50ZM54 235V234H53ZM90 235H92V234H90ZM94 235V234H93ZM97 235V234H96ZM110 235V234H109ZM114 235H116V234H114ZM191 235V234H190ZM239 235H241V234H239ZM258 235V234H257ZM257 235H255V236H257ZM46 236V235H45ZM59 236H61V235H59ZM102 236V235H101ZM103 236H105V235H103ZM120 236V235H119ZM125 236H126V233H125ZM174 236H177V237H174ZM246 236V235H245ZM264 236V235H263ZM4 237V236H3ZM53 237H55V236H53ZM63 237V236H62ZM114 237V239L115 240H120V241H125V243H126V241L128 240L127 238V240H124L123 238V240H121V236L120 237H118L119 239H116V236H113ZM131 237V236H130ZM170 239H169V238ZM181 238V240L179 239V238ZM188 237V236H187ZM191 237V236H190ZM259 237H260V234H259ZM258 237V238H259ZM261 237H262V235H261ZM6 238V237H5ZM4 238V239H5ZM9 238H11V236L9 237ZM12 238H14V237H12ZM11 238V239H12ZM34 238V239H33ZM39 238V239H38ZM48 238H50V237H47L46 238V240L48 239ZM58 238V237H57ZM94 238V237H93ZM104 238H108V237H104ZM103 238V239H104ZM129 238V237H128ZM241 238H243V237H241ZM263 238L264 237H262V239L261 240H263ZM30 239L32 240V241H30ZM45 239V238H44ZM70 239V238H69ZM133 239V238H132ZM193 239V238H192ZM230 240H233L232 238H229ZM254 239V238H253ZM260 239V238H259ZM0 240H1V237H0ZM6 240H7V238H6ZM5 240V241H6ZM13 240V239H12ZM11 240V242L12 243H14L13 241ZM16 240V239H15ZM19 240V239H18ZM25 240L24 241H22V242H24V243H26L25 242ZM45 240V241H46ZM57 240V239H56ZM64 240V239H63ZM98 240V239H97ZM101 240V239H100ZM108 240V239H107ZM109 240H111V237H110V239ZM131 240V239H130ZM171 240V241H170ZM180 240V241H179ZM187 240H189V239H187ZM229 240V241H230ZM235 240V239H234ZM261 240H259V241H261ZM8 241V240H7ZM20 241V240H19ZM18 241V242H19ZM34 241V242H35ZM54 241V240H53ZM67 241V240H66ZM65 241V242H66ZM72 241V240H71ZM102 241V240H101ZM104 242H105V240H103ZM129 241V240H128ZM127 241V242H128ZM173 241V242H172ZM21 242V243H22ZM33 242V243H34ZM43 241H41V243H42ZM56 242V241H55ZM60 242V241H59ZM68 242V241H67ZM66 242V243H67ZM106 242H108V241H106ZM105 242V243H106ZM111 241H109V243H110ZM130 242V241H129ZM187 243H188V241H186ZM2 243H3V240H2ZM6 243V242H5ZM17 243V242H16ZM44 243H46V242H44ZM50 243V242H49ZM69 243V242H68ZM72 243V242H71ZM112 243H115V242H112ZM121 243H123V242H121ZM193 243V242H192ZM261 243V242H260ZM1 244V243H0ZM170 244V245H171ZM233 244H236V243H233ZM233 244H231L230 245V243L228 244V246H232ZM257 244H259V243H257ZM143 245V246H144ZM145 245V246H146ZM3 246V245H2ZM135 246V245H134ZM133 246V247H134ZM142 246V247H143ZM144 246V247H145ZM148 246L147 247H145V249L146 248H148ZM177 246V245H176ZM176 246H175V248H176ZM178 246H179V244H178ZM233 246H235V245H233ZM232 246V247H233ZM259 246V245H258ZM143 247V248H144ZM167 247V246H166ZM170 247H172V246H170ZM180 248L182 247L181 246V244H180V246H179ZM240 247V246H239ZM239 247H238V249H239ZM0 248H1V246H0ZM132 248V247H131ZM152 248H154V247H152ZM155 248H156V246H155ZM158 248H160V247H158ZM161 248H163L162 246H161ZM169 248V247H168ZM183 248H185V247H183ZM182 248V249H183ZM234 248V247H233ZM237 248V247H236ZM242 247H240V251L241 250H244V249H241ZM264 248V247H263ZM135 249V248H134ZM139 249V248H138ZM141 249V248H140ZM139 249V250H140ZM248 249V248H247ZM2 250V249H1ZM129 250V249H128ZM148 250V249H147ZM146 250V251H147ZM150 250H152V249H150L149 248V252H151ZM156 250V249H155ZM160 249H158L156 252H159L160 253V251H159ZM166 250V248L164 249V251ZM232 250H234V249H232ZM132 251V250H131ZM135 251V250H134ZM145 251V250H144ZM145 251V252H146ZM239 251V250H238ZM237 251V252H238ZM262 251H264V250H262ZM261 251V252H262ZM140 252L141 251H139V253L136 251L135 253H133L130 257L131 258H129L131 261H129L130 263H132V264H141L142 262L143 263H151V262H154V263H156V264H159V262H160V259H158V256L160 257V256H162V255H158L157 257H154L155 255H151V254H149L148 252L144 255L143 254V256H144V261H143V258H141L140 256H142V254L140 255ZM155 252V253H156ZM163 252V251H162ZM198 252V251H197ZM228 252V251H227ZM230 252V251H229ZM232 252V251H231ZM234 252V251H233ZM233 252H232V255H233ZM235 252H236V249H235ZM250 252V251H249ZM248 252V253H249ZM257 253L259 252V251H256ZM102 253V252H101ZM127 253V252H126ZM152 253H153V251H152ZM180 253V252H179ZM179 253H177V254H179ZM241 253V252H240ZM243 254L245 253L244 251L242 252ZM241 253V254H242ZM247 253V254H248ZM252 253V252H251ZM125 254V253H124ZM162 254V253H161ZM164 254V253H163ZM166 254V253H165ZM176 253H175V258H177L178 256H180L181 255V253H180V255H178V256H176L177 255ZM262 253H260L259 254V256L261 255ZM115 255V254H114ZM167 255H168V253H167ZM172 255H174V252H173V254ZM234 255H235V253H234ZM237 255V254H236ZM235 255V256H236ZM240 255V254H239ZM245 255H246V253H245ZM250 255V254H249ZM251 255H253V254H251ZM254 255H255V253H254ZM100 256V255H99ZM104 256V255H103ZM117 256V255H116ZM120 256V255H119ZM119 256H117V258H119ZM128 256V255H127ZM166 256V255H165ZM170 256H171V253H170ZM215 256H217V254L215 253ZM214 255H213V257H215ZM220 256V255H219ZM219 256H217V259L218 258H220ZM244 256V255H243ZM102 257V256H101ZM122 257V256H121ZM129 257V256H128ZM128 257H125V259L127 258L128 259ZM167 257H169V255L167 256ZM173 257V256H172ZM173 257V258H174ZM180 257H182V256H180ZM249 257V256H248ZM253 257V256H252ZM251 257V258H252ZM256 257V256H255ZM90 258V257H89ZM105 258V257H104ZM108 258H110V257H108ZM112 258V257H111ZM153 258H156L157 260L156 261H154L153 260ZM216 258V257H215ZM86 259H88V258H86ZM105 259H107V258H105ZM114 259V258H113ZM121 259V258H120ZM120 259H119V262H120ZM126 259V260H127ZM166 259V258H165ZM164 259V260H165ZM167 259H170V258H167ZM213 259V258H212ZM253 259V258H252ZM3 260V259H2ZM91 260V259H90ZM89 260V261H90ZM100 261L102 260L101 258L99 259ZM109 260V259H108ZM115 260V259H114ZM118 260V259H117ZM117 260H115V261H117ZM124 259H122V261H123ZM140 260H142L141 262H140ZM148 260V261H147ZM153 260V261H152ZM170 260H172V259H170ZM175 260V259H174ZM181 260V259H180ZM5 261V260H4ZM98 261V260H97ZM146 261V262H145ZM151 261V262H150ZM259 261V259L257 260V262ZM88 262V261H87ZM86 261H83L82 263H87ZM90 262H92V261H90ZM89 262V263H90ZM105 262V261H104ZM114 262V261H113ZM166 262V261H165ZM177 262V261H176ZM181 262V261H180ZM101 263V262H100ZM106 263V262H105ZM108 263V262H107ZM115 263V262H114ZM153 263V264H154ZM161 263H162V260H161ZM160 263V264H161ZM167 263V262H166ZM169 264H173L172 263V261H171V263H170V261L168 262ZM253 263H254V261H253ZM260 263V262H259ZM88 264V263H87ZM152 264V263H151ZM174 264H177V263H174ZM179 264V263H178Z\"/></svg>",
  "mask_w": 264,
  "mask_h": 264
}]
</instances>
